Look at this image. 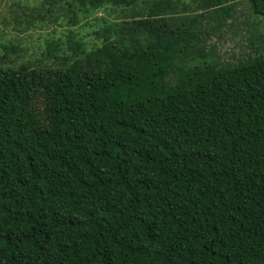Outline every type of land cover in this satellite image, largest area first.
Instances as JSON below:
<instances>
[{"label":"trees","instance_id":"obj_1","mask_svg":"<svg viewBox=\"0 0 264 264\" xmlns=\"http://www.w3.org/2000/svg\"><path fill=\"white\" fill-rule=\"evenodd\" d=\"M40 7L66 43L0 65V264H264V48H199L233 4ZM101 10L90 47L72 24Z\"/></svg>","mask_w":264,"mask_h":264},{"label":"rangeland","instance_id":"obj_2","mask_svg":"<svg viewBox=\"0 0 264 264\" xmlns=\"http://www.w3.org/2000/svg\"><path fill=\"white\" fill-rule=\"evenodd\" d=\"M183 1L193 7L199 0ZM230 4H233V11L228 17L207 10L203 12L200 23H197L201 31L200 50L205 53L214 48L220 57L219 61L224 64H232L247 55H255V46L258 50L264 48L263 18L253 16L245 0H224V6ZM40 5L41 0H0V57L6 55L7 59L6 63H0L1 67H8L7 61L15 67L25 63L34 65L36 61L52 64L44 59L48 46L59 39L61 45H65L66 28H58L50 23L52 19L44 14ZM109 13L110 15L101 10L94 17L81 18L72 24V28L79 31L80 37H84L85 44L90 47L97 46L99 43L90 33L101 26L99 19L114 20L113 13ZM41 18H44L43 22L39 21ZM10 48H14L13 53ZM259 52L264 55L262 51ZM38 107L40 108V104Z\"/></svg>","mask_w":264,"mask_h":264}]
</instances>
